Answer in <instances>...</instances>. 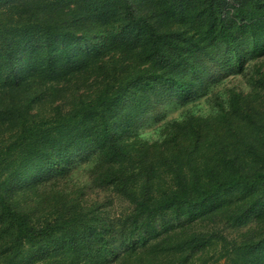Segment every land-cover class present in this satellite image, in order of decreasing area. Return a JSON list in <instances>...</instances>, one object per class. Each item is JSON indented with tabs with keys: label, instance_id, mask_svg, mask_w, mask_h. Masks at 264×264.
I'll return each instance as SVG.
<instances>
[{
	"label": "trees",
	"instance_id": "16d2710c",
	"mask_svg": "<svg viewBox=\"0 0 264 264\" xmlns=\"http://www.w3.org/2000/svg\"><path fill=\"white\" fill-rule=\"evenodd\" d=\"M0 2V264H192L216 236L185 231L218 219L246 229L219 240L227 264H264V70L216 116L139 133L264 56V0ZM93 156L96 186L131 206L123 226L57 195L43 220L13 201Z\"/></svg>",
	"mask_w": 264,
	"mask_h": 264
},
{
	"label": "rangeland",
	"instance_id": "374dc122",
	"mask_svg": "<svg viewBox=\"0 0 264 264\" xmlns=\"http://www.w3.org/2000/svg\"><path fill=\"white\" fill-rule=\"evenodd\" d=\"M19 12L28 11L27 3L19 0ZM0 2V6H1ZM30 14V13H29ZM26 15V14H25ZM31 15V14H30ZM8 19L10 17L9 11H2L0 9V21L2 18ZM244 71L239 73L237 70H227L220 76L210 89L196 99L194 102L180 107L174 102L165 104L160 107L155 115L150 117L139 129L141 140L150 143L157 140L161 134L162 126L167 122L177 119L182 120L186 114H195L202 117H214L221 110L220 107L224 103V108L228 102V97L231 91L236 93L251 94L254 91L250 84L251 78L255 79L262 69L264 70V56L256 59H249L243 64ZM91 84L82 85V88H90ZM262 93V92H261ZM263 94V93H262ZM220 105V107H219ZM55 106V105H54ZM54 106L49 103H43L41 112L43 114L53 111ZM162 128V129H161ZM92 162H85L83 159H76L71 170L59 176H51L52 180L43 182L42 186L28 192H19L15 195L13 201L17 204H30L37 213L36 219L43 220L46 216H50L57 211L56 208H61V203L50 201L49 197L57 195L63 198L68 205L78 204L86 210H96L97 214H101L103 218L113 221L117 226L121 227L125 224V215L130 214L131 206L125 199L112 191V189H101L96 186L93 181L91 170L95 166L93 156ZM56 191L59 193H56ZM43 193L41 196L39 194ZM48 198V199H46ZM252 226V225H251ZM187 229L185 233L191 230L198 231L201 235L207 238L216 236L212 239L211 244L205 247L203 251L195 256L192 264H227L225 259L221 256V237L227 236L229 238L238 237L246 229L231 228L223 219H218L214 222H197L192 227ZM197 232V233H198Z\"/></svg>",
	"mask_w": 264,
	"mask_h": 264
}]
</instances>
